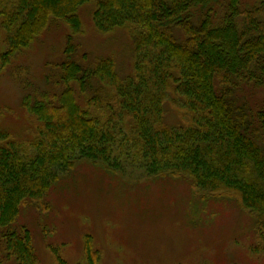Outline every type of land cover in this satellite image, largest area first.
I'll return each mask as SVG.
<instances>
[{
	"label": "trees",
	"instance_id": "1",
	"mask_svg": "<svg viewBox=\"0 0 264 264\" xmlns=\"http://www.w3.org/2000/svg\"><path fill=\"white\" fill-rule=\"evenodd\" d=\"M92 3L97 32L127 33L132 73L75 40ZM52 20L71 32L48 63L50 89L25 96L23 138L1 126L0 107V264H40L19 219L45 205L62 174L84 162L118 172L120 160L149 174L171 168L235 199L254 217L255 250L264 252V101L253 106L248 92L264 88V0H0V71ZM169 101L188 117L167 121ZM49 248L56 264H68ZM86 254L96 260L91 238Z\"/></svg>",
	"mask_w": 264,
	"mask_h": 264
},
{
	"label": "rangeland",
	"instance_id": "2",
	"mask_svg": "<svg viewBox=\"0 0 264 264\" xmlns=\"http://www.w3.org/2000/svg\"><path fill=\"white\" fill-rule=\"evenodd\" d=\"M243 1L249 5L256 0ZM93 9L94 3L82 8L84 29L75 40L94 56H114L123 76L132 73L127 33L97 32ZM70 32L64 21L52 20L30 47L0 71L1 126L19 138L28 127L25 96H39L50 89L45 79L52 71L48 63L59 61ZM3 37L0 51L6 49ZM251 91L253 106L256 99L264 101V88ZM167 104L170 123L176 124L179 115L188 117L184 110L177 115L170 101ZM120 163L118 172L81 163L61 175L45 205L38 208L32 203L25 208L19 224L30 227L40 264H56L49 245L68 264H264V252L255 250L259 241L254 217L235 199L199 188L188 176L168 167L149 174L130 171L124 160ZM88 238L97 251L93 263L86 254Z\"/></svg>",
	"mask_w": 264,
	"mask_h": 264
}]
</instances>
